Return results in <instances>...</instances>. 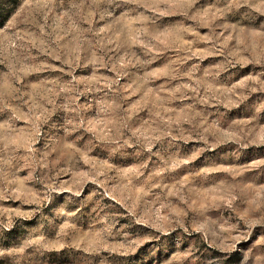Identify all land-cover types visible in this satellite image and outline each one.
Returning <instances> with one entry per match:
<instances>
[{
	"label": "rangeland",
	"instance_id": "374dc122",
	"mask_svg": "<svg viewBox=\"0 0 264 264\" xmlns=\"http://www.w3.org/2000/svg\"><path fill=\"white\" fill-rule=\"evenodd\" d=\"M0 264H264V0H4Z\"/></svg>",
	"mask_w": 264,
	"mask_h": 264
},
{
	"label": "trees",
	"instance_id": "16d2710c",
	"mask_svg": "<svg viewBox=\"0 0 264 264\" xmlns=\"http://www.w3.org/2000/svg\"><path fill=\"white\" fill-rule=\"evenodd\" d=\"M9 11L10 10L5 6L4 0H0V27L4 24Z\"/></svg>",
	"mask_w": 264,
	"mask_h": 264
}]
</instances>
